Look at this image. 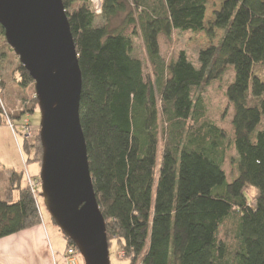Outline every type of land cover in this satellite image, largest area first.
<instances>
[{
    "label": "trees",
    "instance_id": "1",
    "mask_svg": "<svg viewBox=\"0 0 264 264\" xmlns=\"http://www.w3.org/2000/svg\"><path fill=\"white\" fill-rule=\"evenodd\" d=\"M63 4L82 71L80 120L109 249L115 241L132 264H264V0H223L211 19L208 0H105L99 15L90 0ZM174 32L210 42L199 66L184 51L162 57L161 37ZM138 38L151 73L136 54ZM0 41V57L18 59L1 24ZM230 67L231 140L206 116L200 92ZM16 68L20 92H33L23 100L33 114L35 82L19 60ZM232 142L238 175L228 182L223 166ZM24 146L38 151L42 165L40 136ZM22 181L14 171L11 192L0 197V240L44 224L38 196ZM247 187L258 192L254 206Z\"/></svg>",
    "mask_w": 264,
    "mask_h": 264
},
{
    "label": "water",
    "instance_id": "2",
    "mask_svg": "<svg viewBox=\"0 0 264 264\" xmlns=\"http://www.w3.org/2000/svg\"><path fill=\"white\" fill-rule=\"evenodd\" d=\"M0 24L35 82L44 205L85 264H111L80 120L82 71L63 0H0Z\"/></svg>",
    "mask_w": 264,
    "mask_h": 264
},
{
    "label": "rangeland",
    "instance_id": "3",
    "mask_svg": "<svg viewBox=\"0 0 264 264\" xmlns=\"http://www.w3.org/2000/svg\"><path fill=\"white\" fill-rule=\"evenodd\" d=\"M222 1L208 0V19L212 18L213 13L220 7ZM120 21L121 19L117 20L114 25H118ZM193 36V34H184L181 32H174L171 39L162 36L160 40L162 57L166 61H171L179 52L184 51L190 61L198 65L199 51L207 48L210 42L202 34ZM220 36L221 33H219ZM1 43L2 41H0V45ZM216 43L217 41H215ZM136 54L144 61L147 73H151L152 67L141 38L136 39ZM16 60H19V57L17 59L12 54H9V56L5 54L0 57V197L5 198L7 197V193L11 192L9 181L12 173L14 171L18 172V175L21 173L23 177L22 184L29 187L32 192L33 189L35 190V193L33 192L34 195L36 194L35 198L38 196L36 199L37 204H39L40 216L44 222L42 225L44 228V238L52 248L53 253L56 254L58 263L62 264V256L67 249L65 234L51 218L44 205V200L41 197L42 184L39 182L41 173L40 154L35 149L28 151L24 146V139L33 143L37 139V135L40 132L41 113L37 107L32 114L24 105V98L26 97L27 100L29 98L31 99L33 92L31 89L23 90V94L20 92L18 82L20 74L16 70ZM234 79L235 71L233 67H230L223 76L213 81L210 85L205 86L200 91L206 105V116L224 129L230 137V140L233 133L231 120L234 110L233 106L229 104L226 92L228 86ZM34 98H36V95H34ZM22 111L25 112L26 116L24 115L22 119H19L17 115ZM26 119L30 120L31 123V132L29 131V133L23 127ZM236 156V149L232 142L227 149L223 166L228 182H232L238 175V169L235 165ZM244 192L248 197V202L254 206L258 195L257 190L252 187H247ZM14 197H17L16 193ZM22 235L20 233L18 235L16 234V236ZM21 244L22 250L25 249V246H27L26 242H21ZM27 248H30V246L28 245ZM0 249L4 252L9 251V247L5 244ZM109 250L111 264H132L130 258L123 256L119 245L115 241L111 243ZM32 257L28 256L26 259L32 261ZM81 262L83 263L84 261L81 260ZM135 264L141 263L137 262Z\"/></svg>",
    "mask_w": 264,
    "mask_h": 264
},
{
    "label": "crops",
    "instance_id": "4",
    "mask_svg": "<svg viewBox=\"0 0 264 264\" xmlns=\"http://www.w3.org/2000/svg\"><path fill=\"white\" fill-rule=\"evenodd\" d=\"M43 229L39 226L21 232L22 236L13 235L1 239L0 247L5 244L9 247V251L4 252L0 249V264H53V251L44 238ZM24 241L27 246L22 250L21 242ZM28 245L30 248H27ZM28 256H33L34 261L27 260Z\"/></svg>",
    "mask_w": 264,
    "mask_h": 264
},
{
    "label": "built area",
    "instance_id": "5",
    "mask_svg": "<svg viewBox=\"0 0 264 264\" xmlns=\"http://www.w3.org/2000/svg\"><path fill=\"white\" fill-rule=\"evenodd\" d=\"M105 0H90L92 10L97 14L102 13V8ZM23 127L25 130L29 133L31 132V123L30 120L26 119L24 121ZM33 192L35 193V190L33 189ZM36 195V194H35ZM53 258L55 261V264H59L57 261L56 254L53 253ZM63 262L62 264H85V262H81L83 260L82 255L80 254L79 250L76 246H69L66 249L65 254L62 256Z\"/></svg>",
    "mask_w": 264,
    "mask_h": 264
},
{
    "label": "bare ground",
    "instance_id": "6",
    "mask_svg": "<svg viewBox=\"0 0 264 264\" xmlns=\"http://www.w3.org/2000/svg\"><path fill=\"white\" fill-rule=\"evenodd\" d=\"M78 249V248H77ZM80 252V251H79ZM53 264H55L54 258H53Z\"/></svg>",
    "mask_w": 264,
    "mask_h": 264
}]
</instances>
